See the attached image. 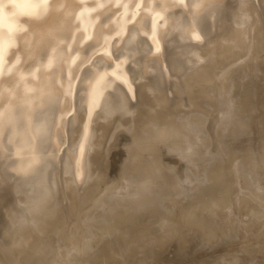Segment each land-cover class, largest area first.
<instances>
[{
    "label": "bare ground",
    "instance_id": "1",
    "mask_svg": "<svg viewBox=\"0 0 264 264\" xmlns=\"http://www.w3.org/2000/svg\"><path fill=\"white\" fill-rule=\"evenodd\" d=\"M263 23L264 0H0V264H264L223 248L264 238Z\"/></svg>",
    "mask_w": 264,
    "mask_h": 264
},
{
    "label": "rangeland",
    "instance_id": "2",
    "mask_svg": "<svg viewBox=\"0 0 264 264\" xmlns=\"http://www.w3.org/2000/svg\"><path fill=\"white\" fill-rule=\"evenodd\" d=\"M136 13H134L133 14V17L135 18L136 17ZM260 19H262L261 18V15H260ZM261 22H263V20H261ZM264 24V23H263ZM256 74H254V76H255ZM251 77V76H250ZM253 77V76H252ZM260 79V78H259ZM209 123H212L211 125H212V127H210V128H212V129H214V127H215V123H216V115H213V114H211L210 116H209V119H208V124ZM212 131H214V136L216 137V135H217V133L215 132V129L214 130H212ZM212 135V136H213ZM217 137H218V135H217ZM217 137H216V139H217ZM209 139H212V137L210 138V135H209V137H208ZM213 139H214V137H213ZM213 139H212V141H213ZM209 141H211V140H209ZM212 141H211V146L210 145H208L209 146V150L207 151V149H206V151L207 152H213V153H215V152H219V144H218V140L216 141L217 142V150H215V151H213L214 149H216L215 148V144H216V142L215 143H212ZM220 143V142H219ZM213 145H214V147H213ZM208 148V147H207ZM213 149V150H212ZM114 151V150H113ZM206 151H205V153H206ZM118 153H116V155H119V156H117L116 157V155L115 154H113V155H115L114 157V159H112V160H114V161H118L116 158H120L119 160L121 161V157L122 156H120V154H122L121 153V151L119 152V151H117ZM113 153V152H112ZM111 153V154H112ZM112 158H113V156H112ZM116 159V160H115ZM120 161H118V162H120ZM116 162H114V163H116ZM118 164H116V167L115 168H118V166L120 165V163H119V165L117 166ZM192 166H194V167H196V165H192ZM192 167H190V169H191ZM197 168V167H196ZM189 169V171H191V173L193 172L194 173V171L192 170V169H194V168H192L191 170ZM197 170H199L198 168H197ZM196 171V170H195ZM197 172V171H196ZM195 175L197 174V173H194ZM199 174V173H198ZM197 174V175H198ZM174 175V174H173ZM186 175V174H185ZM187 177H189V174L187 173V175H186ZM190 176H193V174L192 175H190ZM194 178L196 177V176H193ZM193 177H191V178H193ZM190 178V177H189ZM194 178H193V181H194ZM195 179H197V178H195ZM200 181L198 180V183H199ZM202 182V181H201ZM200 182V183H201ZM195 183L198 185V183L195 181ZM202 184H204V183H202ZM201 184V185H202ZM81 186H83L84 187V185H83V183L82 184H80V187ZM60 187L61 188H63L62 187V183L60 184ZM238 189H239V187H236L235 188V192L237 191L238 192ZM66 199V198H65ZM63 203L64 204H67V199L66 200H64L63 201ZM235 206V207H234ZM63 208H65V207H63ZM233 208H234V210H233ZM237 207H236V205H233V206H230L228 209V212L229 211H231L232 213L235 211V213L236 212H238L237 211V209H236ZM239 208V207H238ZM66 209V208H65ZM239 210V209H238ZM240 211V210H239ZM230 213V212H229ZM238 213H240V212H238ZM68 214V213H67ZM64 217V219H65V215L63 216ZM66 220H67V222L65 223V224H63V226L64 227H66V231H68L67 229H70V227H69V225L70 224H68L69 222H68V220H70V216L68 215V216H66ZM156 226H160V223H156ZM64 229V228H63ZM81 232V231H80ZM254 235V234H253ZM250 236L251 235H248V234H244L243 236L240 234V236H239V243H238V241H237V244L235 243V245L234 244H232L231 245V242H230V240H227L226 242H225V244H227V245H225V244H223V245H225V246H223V248L224 247H227V248H232L233 246H236V247H240L241 249L242 248H244V247H247V246H249L252 242L254 243V242H256V243H259V244H264V238H262L261 240H258L257 241V239L258 238H255L253 241L250 239ZM236 237V236H235ZM237 239H235V240H237ZM234 240V241H235ZM203 244H205V246H203L204 247V253H205V255H203V254H201V251H199V250H201L202 249V247H201V249H199L198 250V248L196 247V251H197V254L199 255H196V252H195V255H194V253H192V254H190L185 260H180V261H182V262H179V260H174V259H171L172 258V256H171V254L173 255L174 253V249H172L173 247L171 246V247H169L167 250L169 251L168 252V256L166 257L169 261H167V260H165V261H163L161 264H170L169 262H172L171 264H201V263H204V262H206L207 261V259H209V258H212L213 256L214 257H216L218 254L220 255V249H222V248H218V246L216 245V244H214L215 246H213V244L211 245V244H207L206 242L205 243H203ZM217 246V247H216ZM194 247H195V245H194ZM214 247H216V248H214ZM200 248V247H199ZM78 249V248H77ZM240 251H242V250H240ZM232 253V252H231ZM217 254V255H216ZM230 254V253H229ZM243 255H248V253L246 254L245 252H243L242 253ZM202 255V256H201ZM250 255V254H249ZM256 257H259V258H261V259H263L264 260V258H262V257H264V245H263V247H261V249H259L257 252H255V254H254ZM258 255V256H257ZM260 255V256H259ZM230 257H232V254H230L229 255ZM262 256V257H261ZM165 258V259H166ZM231 259V258H230ZM176 261V262H175ZM175 262V263H174Z\"/></svg>",
    "mask_w": 264,
    "mask_h": 264
}]
</instances>
